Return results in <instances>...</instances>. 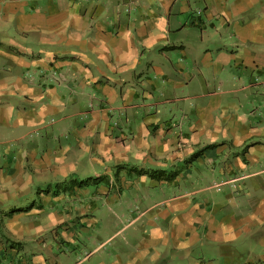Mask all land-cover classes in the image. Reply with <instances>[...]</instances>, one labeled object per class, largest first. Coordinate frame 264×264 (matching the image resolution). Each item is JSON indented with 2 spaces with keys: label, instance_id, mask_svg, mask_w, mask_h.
Returning <instances> with one entry per match:
<instances>
[{
  "label": "crops",
  "instance_id": "0c3cea01",
  "mask_svg": "<svg viewBox=\"0 0 264 264\" xmlns=\"http://www.w3.org/2000/svg\"><path fill=\"white\" fill-rule=\"evenodd\" d=\"M122 165L176 178L113 184ZM87 170L110 185L58 188ZM100 201L118 229L70 250ZM253 235L264 248V0H0V264H230Z\"/></svg>",
  "mask_w": 264,
  "mask_h": 264
},
{
  "label": "rangeland",
  "instance_id": "374dc122",
  "mask_svg": "<svg viewBox=\"0 0 264 264\" xmlns=\"http://www.w3.org/2000/svg\"><path fill=\"white\" fill-rule=\"evenodd\" d=\"M123 173V172H120ZM113 176L115 177L118 173L117 172H113ZM166 174H170V173H166ZM104 176H100V177H93L92 175H90V173L88 172V170L86 171L85 174H80L77 175L75 177H69L68 179H66L67 181H75V182H85L86 185L83 188L84 189H89L90 192H92V190L96 189V187H98L99 183L94 180L96 178H101ZM124 177V176H123ZM146 177V176H145ZM147 178V182H151V180ZM113 179V178H112ZM124 179V178H123ZM136 179H141V177H132L130 180L128 181H133ZM155 182V181H153ZM68 186L66 185L65 188H68ZM141 187V186H140ZM70 191H67V194H69L72 190L68 189ZM77 191V190H75ZM134 190L132 189V192ZM131 192V194H125L129 197V195L132 197L134 196V194ZM35 204V205H39L40 201L37 197V194L35 193L33 195V197L30 199V201H28L27 203V207H30L31 204ZM96 211L94 212V216L96 218L101 219V213L104 216V218H102V223L98 224L96 226H88L86 227L87 231H82L80 233H78V242L76 243V245L74 247H71L70 250L75 249L77 252H86L88 253L92 247L93 244H98L104 240H106L108 238V236H111L113 233L116 232V230L118 229L117 225L119 223L118 220L121 218L120 215L118 214V212L116 211L115 213L113 212V214H107V212L111 211L112 206L111 205H106L105 203H103L102 201H100V203H98L97 207H96ZM121 222V221H120ZM107 223V225L104 226V224ZM122 223V222H121ZM101 230L99 236H96V232L95 231H99ZM122 236H115L112 240V243L109 244L108 248L112 246V244H117L120 240ZM256 239V238H255ZM52 245V243H51ZM54 248H55V254L57 255H62L63 253H59L58 251V243H54ZM68 249V248H67ZM230 249H232L233 251H235L236 253H234V257L233 259L230 261V264H245L248 260H256L257 258H259V256L264 255V248L261 247L258 243H256V240H254V235L252 237H250L249 239H240L239 241H237L236 243H233L232 245H230ZM219 253L214 254L211 250H207L201 247H197L196 249L193 250V252L190 253L189 257H191L189 259V263L188 264H196L197 263H201V264H226V262H224L223 258L221 256H219ZM192 255V256H191ZM170 261V260H168ZM228 263V262H227ZM187 264V262H186Z\"/></svg>",
  "mask_w": 264,
  "mask_h": 264
},
{
  "label": "trees",
  "instance_id": "16d2710c",
  "mask_svg": "<svg viewBox=\"0 0 264 264\" xmlns=\"http://www.w3.org/2000/svg\"><path fill=\"white\" fill-rule=\"evenodd\" d=\"M246 148L247 147H245L243 149V151H245ZM114 172H117L118 174L115 177L113 176L114 174L112 175L113 184H120L121 178H124V180L128 181L132 177L146 176L151 181H155V182H171V181L175 180V178H176L175 174H166L165 171L129 167L126 165L114 167ZM120 172H123V173H120ZM94 180H96L99 183L98 185H101V184H103L105 186L110 185V183H109L110 180L108 177L96 178ZM68 184H69V187L65 188L66 185L68 186ZM85 185H86L85 182H75L73 180H71V181L64 180L58 184V188L60 187L63 192L67 193V191H70L68 189H71V190L83 189L85 187ZM57 193H58V191H54L53 194L56 195ZM248 264H264V260L256 259L255 261H252L251 263H248Z\"/></svg>",
  "mask_w": 264,
  "mask_h": 264
}]
</instances>
